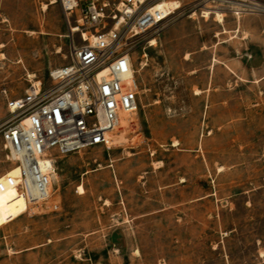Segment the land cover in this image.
Instances as JSON below:
<instances>
[{"label":"rangeland","instance_id":"374dc122","mask_svg":"<svg viewBox=\"0 0 264 264\" xmlns=\"http://www.w3.org/2000/svg\"><path fill=\"white\" fill-rule=\"evenodd\" d=\"M53 1L0 0V116L71 61ZM179 1L129 41L140 106L111 145L55 153L47 205L0 198V264H264V0ZM14 167L0 141V183Z\"/></svg>","mask_w":264,"mask_h":264},{"label":"built area","instance_id":"2783aa9c","mask_svg":"<svg viewBox=\"0 0 264 264\" xmlns=\"http://www.w3.org/2000/svg\"><path fill=\"white\" fill-rule=\"evenodd\" d=\"M68 18L71 61L51 69L50 84L31 83L23 96H5L0 141L21 180L0 183V192L21 193L29 208L47 205L57 175V156L101 146L125 115L136 114L141 84L129 50L131 39L161 30L182 9L179 0H56ZM178 1L168 12L160 4ZM253 12L264 6L248 4ZM77 29V32H73ZM80 44L76 43V38ZM58 211L60 203L50 205Z\"/></svg>","mask_w":264,"mask_h":264},{"label":"bare ground","instance_id":"6f19581e","mask_svg":"<svg viewBox=\"0 0 264 264\" xmlns=\"http://www.w3.org/2000/svg\"><path fill=\"white\" fill-rule=\"evenodd\" d=\"M55 3H57L56 0H54V1L52 2V4H55ZM245 6H246V5H245ZM180 7H181L180 2H178V1H171V2H165L164 4H160L158 8H159V9H162V10H165L166 12H168V11H170V10H172V9L180 8ZM204 14H205L206 17H209L211 14H215L216 17L219 19L220 22H223V21H224V20H223V19H224V15L221 14V13L214 12L213 9H207V10L204 12ZM77 31H78L77 29H74L73 32H77ZM152 44L155 45V44H156V41L153 40V41H152ZM125 118H126V117H122V119L120 120V124H119L120 127L123 126V121H124ZM109 145H111V142H110ZM20 171H21V170H20ZM57 183H58V176L56 175V179H55V181H54V186H53V188H52L51 194L54 193V191H55V186H56ZM9 192H11V191H9ZM6 193H8V192H6ZM6 193H4V194H6ZM4 194H3V195H4ZM28 208H29V206L27 205V209H28Z\"/></svg>","mask_w":264,"mask_h":264},{"label":"crops","instance_id":"0c3cea01","mask_svg":"<svg viewBox=\"0 0 264 264\" xmlns=\"http://www.w3.org/2000/svg\"><path fill=\"white\" fill-rule=\"evenodd\" d=\"M11 170H12L14 176H16V177L18 178V179H17V180H18L17 182H20V169H19V167L16 166V167L12 168ZM8 193H9V192H8ZM6 194H7V193H6ZM6 194H4V195H6ZM4 195L0 196V198L3 197Z\"/></svg>","mask_w":264,"mask_h":264}]
</instances>
